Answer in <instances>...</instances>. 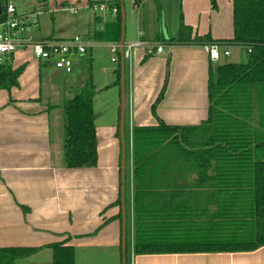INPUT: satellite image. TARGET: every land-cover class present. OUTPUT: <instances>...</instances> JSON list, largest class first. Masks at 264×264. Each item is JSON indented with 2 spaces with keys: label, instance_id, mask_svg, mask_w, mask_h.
Masks as SVG:
<instances>
[{
  "label": "crops",
  "instance_id": "0c3cea01",
  "mask_svg": "<svg viewBox=\"0 0 264 264\" xmlns=\"http://www.w3.org/2000/svg\"><path fill=\"white\" fill-rule=\"evenodd\" d=\"M107 1L100 5H108ZM151 1L156 8L149 4ZM88 4L93 7L90 0ZM139 8L138 40L144 46L134 50L131 65L126 63V206L129 192L131 232L128 264H264V246L238 253H134L133 129L159 124L151 108L165 84L163 100L156 108L158 118L171 126H200L208 118L210 67L219 64L222 57L228 58L221 55L214 63L206 45L171 46L162 41L174 37L184 24L192 28L194 36L210 35L220 42L221 50L230 51L229 58L233 47L242 50L225 43L234 38V0H142ZM113 20L96 28L95 24L103 20L95 15L83 38L89 49L74 73L81 65L83 69L91 67L92 43L113 44L91 39L94 31H103ZM126 37L125 31V44H132ZM148 44L163 46L164 52L142 63ZM115 64L118 68L119 62ZM12 66H24L25 70L17 87L0 90V250L38 248L34 255L15 264H53L51 246L62 244L73 248L75 264H122L120 88L107 83L97 90L94 100L97 165L69 169L65 165L61 105L79 93L82 83L78 89L71 87L62 80L71 76L50 74L51 66L30 51H17ZM103 90L117 92L118 98L115 95V99L110 98L111 104L102 105L99 98Z\"/></svg>",
  "mask_w": 264,
  "mask_h": 264
},
{
  "label": "trees",
  "instance_id": "16d2710c",
  "mask_svg": "<svg viewBox=\"0 0 264 264\" xmlns=\"http://www.w3.org/2000/svg\"><path fill=\"white\" fill-rule=\"evenodd\" d=\"M107 2L117 14L91 39L117 44L122 38V4ZM6 3L0 2V23ZM162 42L221 45L210 35L194 36L184 24ZM225 43L241 47L247 61L210 67L205 122L182 127L160 120L156 108L165 84L151 108L159 124L133 129L135 255L253 252L264 246V0H234V38ZM117 57L112 86L120 88V53ZM151 57L145 55L142 63ZM24 70L12 64L0 67V90L17 87ZM97 93L90 77L79 94L61 105L69 169L97 165ZM51 249L53 264H75L72 247L55 244ZM38 250H0V264H15Z\"/></svg>",
  "mask_w": 264,
  "mask_h": 264
},
{
  "label": "rangeland",
  "instance_id": "374dc122",
  "mask_svg": "<svg viewBox=\"0 0 264 264\" xmlns=\"http://www.w3.org/2000/svg\"><path fill=\"white\" fill-rule=\"evenodd\" d=\"M13 5L16 7L17 15L24 19L26 24V30L22 33V37L26 40H30L32 43H38L45 39H61L65 37H82L88 33L89 27L94 24L95 15L102 18L103 22L97 23L96 28H101L106 22L114 19V15L105 10L100 12L98 6L100 3L106 0H90L93 7L89 6L88 0H12ZM5 6L6 0H0ZM135 0H122L123 8L125 11V31L127 34L126 42L135 43L138 41V13L139 11L134 7ZM65 4V5H64ZM153 8H156L155 2L149 3ZM106 5V3L102 4ZM147 6V5H146ZM78 8L81 11L77 13L70 12L71 8ZM141 8V7H140ZM139 8V10H140ZM171 20V17L169 18ZM146 25V24H145ZM148 24L146 29H148ZM143 31V30H142ZM92 46V58L94 59L90 68H82L73 73L72 75H66L71 77H62V80L69 83V85L76 86L75 89L81 85H85L86 80L92 73V80L97 90L105 85H112L117 77L114 75V71L117 68V64L112 62V58L116 56L115 51L111 48V45H98L91 44ZM30 51V50H27ZM32 52V51H30ZM134 52V51H133ZM247 61V55L243 50L237 47L232 49L231 58H221L219 64L223 63H245ZM50 70V71H49ZM48 72H60L55 67H49ZM75 72V71H74ZM73 81L74 83H71ZM104 85V86H101ZM70 90V88H69ZM82 90V89H81ZM80 90V91H81ZM108 90V89H106ZM105 92L100 98L99 103L108 104L110 98L115 99V95L118 98L117 92ZM78 90V92L80 93ZM77 93V94H79ZM76 94V95H77ZM113 94V95H111ZM115 103V100L112 102ZM111 104V103H110ZM127 160L129 162V148ZM126 160V161H127ZM129 177V167H128ZM129 180V179H128ZM129 182V181H128ZM129 184V183H128ZM129 189V185H128ZM127 217H128V240L127 243H131V232H130V201L128 192V204H127Z\"/></svg>",
  "mask_w": 264,
  "mask_h": 264
},
{
  "label": "built area",
  "instance_id": "2783aa9c",
  "mask_svg": "<svg viewBox=\"0 0 264 264\" xmlns=\"http://www.w3.org/2000/svg\"><path fill=\"white\" fill-rule=\"evenodd\" d=\"M136 9L139 4L135 5ZM98 10L103 12L110 11L114 16L117 14L116 9L110 10L109 5H99ZM81 11L72 7L70 12L77 13ZM23 18L17 15L16 7L12 0H7L5 7V20L0 23V67L5 65H13L14 54L19 50H30L33 55L42 63L55 67L65 75H72L75 71L77 62L82 60L89 49V44L81 37H74L67 40L45 39L38 43H32L22 37V33L27 29ZM144 46L139 39L132 44H124L125 61L129 65L133 61V51ZM111 48L115 51L116 56L112 58V62H118V53L120 52V43L111 44ZM209 59L211 62L217 63L221 55L230 56V51L221 50L219 45L208 46ZM147 55L162 54L164 47L156 44L146 45Z\"/></svg>",
  "mask_w": 264,
  "mask_h": 264
},
{
  "label": "water",
  "instance_id": "95a60500",
  "mask_svg": "<svg viewBox=\"0 0 264 264\" xmlns=\"http://www.w3.org/2000/svg\"><path fill=\"white\" fill-rule=\"evenodd\" d=\"M2 14V8L0 5V15ZM125 44V11L122 8V38L120 48V62H121V114H120V134L122 141V187H121V210H122V264H128L127 261V206H126V108H127V74H126V61L124 55Z\"/></svg>",
  "mask_w": 264,
  "mask_h": 264
}]
</instances>
